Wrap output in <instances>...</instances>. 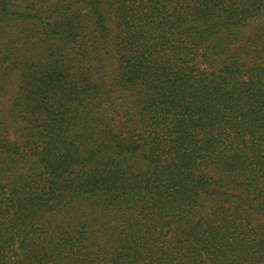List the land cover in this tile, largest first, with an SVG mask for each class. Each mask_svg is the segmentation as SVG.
Wrapping results in <instances>:
<instances>
[{"label":"trees","instance_id":"trees-1","mask_svg":"<svg viewBox=\"0 0 264 264\" xmlns=\"http://www.w3.org/2000/svg\"><path fill=\"white\" fill-rule=\"evenodd\" d=\"M0 264H264V0H0Z\"/></svg>","mask_w":264,"mask_h":264}]
</instances>
